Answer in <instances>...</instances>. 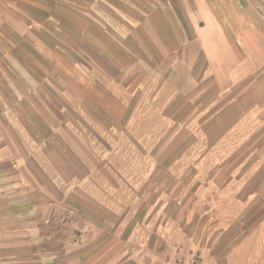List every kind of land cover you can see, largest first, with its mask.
I'll return each instance as SVG.
<instances>
[{"label":"crops","instance_id":"1","mask_svg":"<svg viewBox=\"0 0 264 264\" xmlns=\"http://www.w3.org/2000/svg\"><path fill=\"white\" fill-rule=\"evenodd\" d=\"M263 49L264 14L248 0H0V264H190L195 253L201 264H264V169L243 214L222 224L199 199L78 205L61 189L77 177L43 168L57 164L46 154L61 135L45 120L61 114L55 102L71 117L79 101L113 130L173 117L174 101L187 118L206 86L229 87L262 67ZM249 106L235 117H253ZM21 166L29 172L15 189Z\"/></svg>","mask_w":264,"mask_h":264},{"label":"rangeland","instance_id":"2","mask_svg":"<svg viewBox=\"0 0 264 264\" xmlns=\"http://www.w3.org/2000/svg\"><path fill=\"white\" fill-rule=\"evenodd\" d=\"M248 1L264 14V0ZM259 58L264 59V49ZM261 66L246 70L229 87L206 86L199 101L188 102L187 118H181L176 109L182 102L174 101L171 110H165L173 112V117L133 118L139 128L120 126L114 131L106 120L85 116L79 101L75 114L68 117V103L55 102V107L64 110L57 118L45 119L61 127L60 139L54 136V150H46L57 163L43 167L46 177L56 173L77 177L69 187L62 181L61 189L73 191L78 205L107 203L110 207L141 209L154 202L157 207L193 206L199 199L206 200L212 214L220 215L222 224L231 216L240 217L247 193L264 169V133L259 132L264 129V118L259 114L264 111V64ZM156 88L150 87L148 96H153ZM190 90V95L195 93L194 87ZM140 97L132 110L141 104ZM251 104L255 105L253 117H235ZM154 106L164 107V98L159 97ZM70 123L75 124V132L68 128ZM27 169L14 168L15 189H20L22 177L18 175L28 173Z\"/></svg>","mask_w":264,"mask_h":264},{"label":"built area","instance_id":"3","mask_svg":"<svg viewBox=\"0 0 264 264\" xmlns=\"http://www.w3.org/2000/svg\"><path fill=\"white\" fill-rule=\"evenodd\" d=\"M190 264H201V263H200V255H199L198 253H195V254L192 256V259H191Z\"/></svg>","mask_w":264,"mask_h":264}]
</instances>
